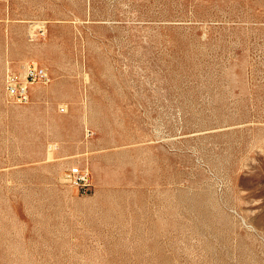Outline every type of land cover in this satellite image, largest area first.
I'll return each mask as SVG.
<instances>
[{
    "label": "rangeland",
    "instance_id": "1",
    "mask_svg": "<svg viewBox=\"0 0 264 264\" xmlns=\"http://www.w3.org/2000/svg\"><path fill=\"white\" fill-rule=\"evenodd\" d=\"M0 264H264V0H0Z\"/></svg>",
    "mask_w": 264,
    "mask_h": 264
},
{
    "label": "built area",
    "instance_id": "2",
    "mask_svg": "<svg viewBox=\"0 0 264 264\" xmlns=\"http://www.w3.org/2000/svg\"><path fill=\"white\" fill-rule=\"evenodd\" d=\"M48 75L42 67L29 65L23 78H19L13 72H9L5 79V88L8 94L17 102H28L30 97V86L36 80H42ZM70 175L78 179L83 185L88 182V170L74 166L70 169Z\"/></svg>",
    "mask_w": 264,
    "mask_h": 264
}]
</instances>
